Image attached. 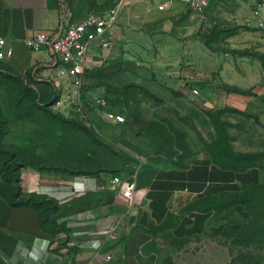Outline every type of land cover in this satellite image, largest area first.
<instances>
[{"label":"crops","instance_id":"crops-1","mask_svg":"<svg viewBox=\"0 0 264 264\" xmlns=\"http://www.w3.org/2000/svg\"><path fill=\"white\" fill-rule=\"evenodd\" d=\"M254 2L252 0L250 5ZM181 8L184 7L175 3L163 12L174 13ZM248 13L244 12V18L226 19L235 23L240 37L244 38L240 45L227 39L224 40L227 49L214 47L212 50L193 33L165 35L162 47L176 53L175 58H171L174 62H160L153 72L146 69L136 78L141 84L152 80L159 89L189 102H194L195 96L187 94L186 89H200L204 91L203 96L196 99L204 108L210 103L209 110L231 109L249 116L225 112L221 119L231 125L229 136L235 152L256 153L261 149L251 147L259 148L260 143L246 133L243 120H254L264 129V31L255 26L254 20L247 17ZM262 15L264 17V9ZM160 17L147 8H129L120 15L116 28L143 24L152 33ZM72 19L70 11L59 6V0H0V39H5L13 49L10 58L0 61V83L9 77L17 79L14 77L17 75L36 89L45 90L48 84H53L58 61L47 49L30 51L24 40L31 32H60L73 23ZM243 29L246 32L241 35ZM191 49L194 50L191 52ZM194 51L200 54L195 57L210 58V65H202L194 58ZM187 53L189 59L185 57ZM101 57L89 54L87 69L90 63L101 62L97 61ZM100 97H103L100 92L90 90L83 95L85 102ZM201 105L196 103L195 106L200 108ZM230 178L233 183L228 182ZM20 179L24 193L45 195L57 202L59 210L54 220L65 230L42 231L35 211L10 207L0 197V264H155L150 259L155 251L205 233L210 227L209 221L214 218L212 211L182 214L187 205L204 197L263 184L264 172L257 167L245 172L223 171L211 162L206 152L200 151L187 161L185 169H139L131 208L115 196L109 179L25 169L20 172ZM230 184L235 186H228ZM167 215L175 224L152 231L151 228L160 226ZM41 244L45 246L41 248ZM37 253L38 261L33 259ZM106 255L111 257L109 261L103 260Z\"/></svg>","mask_w":264,"mask_h":264},{"label":"rangeland","instance_id":"rangeland-1","mask_svg":"<svg viewBox=\"0 0 264 264\" xmlns=\"http://www.w3.org/2000/svg\"><path fill=\"white\" fill-rule=\"evenodd\" d=\"M116 1L59 0V6L70 11L74 23L88 14L105 12ZM163 1L150 0L131 6L141 10L147 8L151 13L162 16L155 22L152 33L143 24L124 29L121 26L117 29L115 25L111 30L115 42L113 49L90 51L91 55L102 57L97 58L101 62L90 63V70L85 75L80 96L84 110H80L72 99L69 102L60 101V93L53 84L40 90L26 86L19 79H2L0 170L21 167L20 172L24 169L59 172L61 175L98 179H110L118 171L129 173L135 168L141 171L150 167L153 161L144 157L152 153V142L141 134L149 129L152 119L171 122L179 143L189 151L199 150L201 139L209 140L213 131L211 122L201 113V108L195 106L196 103L201 105L199 99L204 91L199 89V99L194 97V102L190 103L159 89L151 83L152 80L141 84L136 77L146 69L153 72L160 62H174L171 58H175L176 53L162 47L165 35L193 33L196 37L210 35L213 38L210 34L211 24L218 21L226 23L223 28L226 32L218 35L212 46L227 49L228 44L224 42L227 39L240 45L244 38L240 37L235 23H229L226 19L244 18L246 11H249L247 17L251 18L252 0H211L202 15L191 13L181 2L179 6L184 7L181 10L161 12L157 6ZM244 32L245 29L241 35ZM194 53V58L202 65H210V58L195 57L200 54ZM185 57L189 59V54ZM135 85L149 89L161 98V102L154 99L145 102L141 88ZM89 90L100 92L107 100V107H99L92 100L85 102L83 95ZM186 90L191 95L190 89ZM112 92H122L124 95L119 104L115 103ZM121 108L128 113L126 117L121 114L124 122L104 117V111L120 114ZM243 121L246 133L260 143L259 148L252 146L251 149H261L259 153L264 154V129L257 126L254 120ZM233 181V178L228 179V182ZM228 186L234 187L235 184ZM248 195L251 198H264V191L249 192ZM248 205L252 211L234 207L209 221L207 232L193 235L167 249L157 250L150 259L155 264H264V202L252 200Z\"/></svg>","mask_w":264,"mask_h":264},{"label":"trees","instance_id":"trees-1","mask_svg":"<svg viewBox=\"0 0 264 264\" xmlns=\"http://www.w3.org/2000/svg\"><path fill=\"white\" fill-rule=\"evenodd\" d=\"M224 26V22L213 21L210 30V34H212L213 38H210V35H208L209 37H206L207 35H199L198 38L209 49L213 50L214 47L212 46V42L217 39L218 35L224 34L226 32L223 29ZM89 70L90 69H86L85 75L87 74V72H89ZM14 77L20 80V76L16 75ZM23 81L27 86V81ZM135 86L137 88H141L144 94L145 102L149 101L150 99H154L155 101L161 102L160 99L156 98L148 89H144L143 87L137 85ZM232 92L238 91L232 90ZM36 94L39 97V93L37 92ZM112 94V97H114L116 104H119L120 101L124 98L122 92H112ZM190 103L193 102L191 101ZM200 108L201 113L209 118L213 127V131L209 135V140L201 139V148L197 151H189L185 148L186 146L184 147L182 144L179 143L180 141L175 136V131L173 130L174 126L171 122L168 123L165 119H162L160 121L152 119L149 121V129L142 131L141 134L144 138H146L147 141L152 142V153L146 154L144 156L146 158H152L153 161L150 167L185 169L187 167V161L192 156L201 151L206 152L211 162L223 171L245 172L249 168L257 167L264 172V154L259 152H235L232 148L231 138L229 136V128L231 127V125L221 119V115L225 112L239 114L245 118H249V116L241 114L231 109L212 111L207 108H204L203 106H201ZM121 109L122 110L120 111V114L124 115L125 117L128 116V113H126L123 108ZM131 151L133 153H136L132 149ZM20 168L21 167L0 170V197L3 198L10 207H26L35 211L38 215L39 225L42 231L46 233H56L65 230L62 225H59L57 221L54 220V216L59 210L58 204L55 200H52L45 195H39L35 193L28 194L22 191L20 185ZM39 173H51L61 175V173L59 172ZM133 173L134 171H131L129 173L118 171L113 175H131ZM255 191H264V183L260 185L244 186L238 192H223L217 196L204 197L196 202L187 205L183 209L182 214H186L189 212L212 211L214 213V217H219L230 208L236 206H240L244 211L250 212L252 211V209L248 205L250 201L263 200L264 202V198L262 197L251 198V196L248 195L249 192ZM174 224V219L170 215H167L166 219L160 226L156 228H151V230L156 231L160 229H166L173 226Z\"/></svg>","mask_w":264,"mask_h":264},{"label":"built area","instance_id":"built-area-1","mask_svg":"<svg viewBox=\"0 0 264 264\" xmlns=\"http://www.w3.org/2000/svg\"><path fill=\"white\" fill-rule=\"evenodd\" d=\"M150 0H117L113 7L101 14H88L79 22L69 24L60 32H31L24 43L32 52L47 49L58 61L57 71L52 80L55 90L60 93V101L72 102L83 109L80 99L81 89L84 86V75L87 69L88 58L92 49L110 51L115 46L111 37L113 26L119 23L120 15L139 2ZM182 3L191 13L202 15L210 0H165L160 2L157 9L166 11L175 3ZM264 0H255L251 14L255 26L264 31ZM13 49L7 45L5 39H0V61L10 58ZM190 93L198 97L199 90L190 88ZM94 104L106 108L108 103L104 97L95 98ZM202 106V105H201ZM84 110V109H83ZM104 117L116 122H124L121 114L104 111ZM137 168L131 175L118 174L109 179V184L115 190V196L122 199L128 208L134 205V191L136 189ZM110 256L103 257L109 261Z\"/></svg>","mask_w":264,"mask_h":264},{"label":"clouds","instance_id":"clouds-1","mask_svg":"<svg viewBox=\"0 0 264 264\" xmlns=\"http://www.w3.org/2000/svg\"><path fill=\"white\" fill-rule=\"evenodd\" d=\"M45 244H46V242H45ZM44 246H45L44 244H41V248ZM33 259L38 261L39 260V254L37 253L36 255H34Z\"/></svg>","mask_w":264,"mask_h":264},{"label":"water","instance_id":"water-1","mask_svg":"<svg viewBox=\"0 0 264 264\" xmlns=\"http://www.w3.org/2000/svg\"><path fill=\"white\" fill-rule=\"evenodd\" d=\"M205 107H206V108H212V105H211L210 103H206V104H205Z\"/></svg>","mask_w":264,"mask_h":264},{"label":"bare ground","instance_id":"bare-ground-1","mask_svg":"<svg viewBox=\"0 0 264 264\" xmlns=\"http://www.w3.org/2000/svg\"><path fill=\"white\" fill-rule=\"evenodd\" d=\"M129 9H127V11H128Z\"/></svg>","mask_w":264,"mask_h":264}]
</instances>
